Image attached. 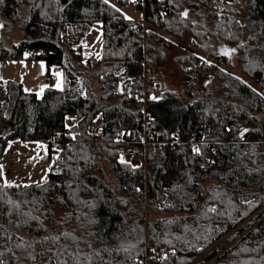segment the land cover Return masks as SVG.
Instances as JSON below:
<instances>
[{"label": "trees", "instance_id": "obj_1", "mask_svg": "<svg viewBox=\"0 0 264 264\" xmlns=\"http://www.w3.org/2000/svg\"><path fill=\"white\" fill-rule=\"evenodd\" d=\"M137 7L147 30L106 0H0V34L24 33L0 58L64 71L42 96L0 80V160L11 141L44 142L56 167L0 183V264H264V0H223L220 16L204 0ZM97 23L88 69L76 45ZM167 58L190 100L162 80ZM144 133L179 143L121 162Z\"/></svg>", "mask_w": 264, "mask_h": 264}, {"label": "rangeland", "instance_id": "obj_2", "mask_svg": "<svg viewBox=\"0 0 264 264\" xmlns=\"http://www.w3.org/2000/svg\"><path fill=\"white\" fill-rule=\"evenodd\" d=\"M106 1L114 5L128 21L142 22L144 20V12L137 7L138 0H127L126 2H120L119 0ZM204 1L210 4V7L220 16L223 7L218 8L214 0ZM159 32L166 38L170 37L167 35V32ZM2 35L1 33L0 53L4 45L10 47L13 44H17L20 39L24 37V33L17 29V27L9 34ZM76 46L78 51L82 53L83 60L87 59L88 55L100 58L103 54L102 25L100 23L94 24L88 33L84 35V37H81ZM200 54L208 64L211 62L209 56L203 53ZM216 54L230 57L234 61L236 52L233 48L221 47L216 49ZM23 61L24 62L4 60L0 58V80L6 83L11 79L15 80L24 77V80L27 81V76L37 79L36 75L38 69L36 65L26 63L27 60ZM235 70L236 68L232 69L233 72H235ZM161 78L162 80H166L168 88L175 90L185 99H191V95L185 93L190 83V76L188 77L185 75V73L176 66L172 58H167L163 67V77ZM211 78L210 74L200 75L198 78V85L205 87L207 83L213 82ZM262 113L264 114V110ZM5 126V123L0 120V135L4 133L2 129H4ZM121 159L134 164L132 156L127 151H123ZM54 162L55 160L51 161L49 159L48 147L44 142L11 141L7 144L5 155L0 162V183L8 186L42 184L47 180L48 174L56 169ZM223 244L226 250L228 248L226 247L227 243Z\"/></svg>", "mask_w": 264, "mask_h": 264}, {"label": "built area", "instance_id": "obj_3", "mask_svg": "<svg viewBox=\"0 0 264 264\" xmlns=\"http://www.w3.org/2000/svg\"><path fill=\"white\" fill-rule=\"evenodd\" d=\"M215 5L219 8V7H223V0H214ZM139 24H141L143 26V28L145 30L148 29L147 25L145 22H140ZM160 31L166 32L164 29H161ZM168 35V34H167ZM169 36V35H168ZM191 47L197 52V55L199 57H201L202 59H204V57L200 54V52H198V44L195 41L191 42ZM99 63V59L93 55L89 56L87 58V60L85 61V66L86 68H92L94 66H96ZM162 92L159 89H155L151 95L152 96H159L161 95ZM151 97H147L145 96L144 100L147 101L149 100ZM177 133H174L172 135L173 140L170 142H159L157 141L153 135H150L148 133H144L141 137V140L138 144H130L126 151L132 156L133 158V162L137 163L140 161L141 156H143L144 154H146L149 150L154 149L156 147H164L165 145H170L171 147L176 146V144L179 143V141H177ZM52 146L55 148L56 147V143L52 144ZM224 246V245H222ZM226 247H228V245H226ZM222 249H224V247H221ZM225 250V249H224ZM142 264H152L149 260L148 257H145L142 259Z\"/></svg>", "mask_w": 264, "mask_h": 264}, {"label": "crops", "instance_id": "obj_4", "mask_svg": "<svg viewBox=\"0 0 264 264\" xmlns=\"http://www.w3.org/2000/svg\"><path fill=\"white\" fill-rule=\"evenodd\" d=\"M142 22H145L144 20ZM140 23V22H139ZM83 46V43H82ZM91 55H88V57ZM87 57V58H88ZM98 58V57H97ZM87 59H84V62ZM20 62H24L23 60ZM26 63L31 65H36L38 69L37 79L27 76V81L24 80V77L18 79H11L9 81L18 82L23 89L28 93H35L38 96H42L47 89H56L62 90L64 87V71L61 65H54L50 70L48 69L47 64L44 61L36 60H27ZM47 144V143H45ZM48 147V145H47ZM5 155V152H4ZM3 155V157H4ZM2 157V159H3ZM0 160V162L2 161ZM50 159V157H49ZM53 161L52 159H50Z\"/></svg>", "mask_w": 264, "mask_h": 264}, {"label": "snow or ice", "instance_id": "obj_5", "mask_svg": "<svg viewBox=\"0 0 264 264\" xmlns=\"http://www.w3.org/2000/svg\"><path fill=\"white\" fill-rule=\"evenodd\" d=\"M184 15L186 16V15H187V13H184ZM121 162H123V160H122ZM213 211H214V209H213Z\"/></svg>", "mask_w": 264, "mask_h": 264}, {"label": "water", "instance_id": "obj_6", "mask_svg": "<svg viewBox=\"0 0 264 264\" xmlns=\"http://www.w3.org/2000/svg\"><path fill=\"white\" fill-rule=\"evenodd\" d=\"M0 29H1V27H0ZM1 37V36H0Z\"/></svg>", "mask_w": 264, "mask_h": 264}]
</instances>
